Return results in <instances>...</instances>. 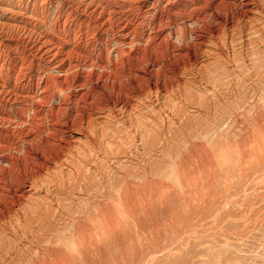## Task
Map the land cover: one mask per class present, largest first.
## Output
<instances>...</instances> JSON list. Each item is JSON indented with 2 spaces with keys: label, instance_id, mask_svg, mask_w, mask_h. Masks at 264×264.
<instances>
[{
  "label": "bare ground",
  "instance_id": "6f19581e",
  "mask_svg": "<svg viewBox=\"0 0 264 264\" xmlns=\"http://www.w3.org/2000/svg\"><path fill=\"white\" fill-rule=\"evenodd\" d=\"M0 264H264V0H0Z\"/></svg>",
  "mask_w": 264,
  "mask_h": 264
}]
</instances>
